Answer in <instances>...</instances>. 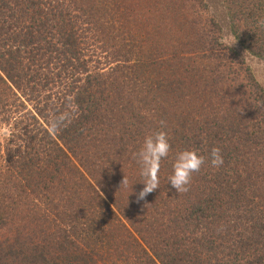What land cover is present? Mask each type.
<instances>
[{
  "label": "trees",
  "instance_id": "16d2710c",
  "mask_svg": "<svg viewBox=\"0 0 264 264\" xmlns=\"http://www.w3.org/2000/svg\"><path fill=\"white\" fill-rule=\"evenodd\" d=\"M196 3L0 0V264H264V86ZM221 4L264 62V0ZM160 121L170 151L137 202ZM185 149L205 163L176 193Z\"/></svg>",
  "mask_w": 264,
  "mask_h": 264
},
{
  "label": "clouds",
  "instance_id": "9594fccd",
  "mask_svg": "<svg viewBox=\"0 0 264 264\" xmlns=\"http://www.w3.org/2000/svg\"><path fill=\"white\" fill-rule=\"evenodd\" d=\"M258 24L264 26V18L258 20ZM236 39L230 44L232 46ZM53 121V126H55ZM161 130L153 131L144 137L143 143L134 154V159L139 165V175L141 183L144 185L142 190L136 194L137 202L159 188V171L162 159L166 158L170 151L168 135L163 131L165 121H160ZM209 160L212 167L219 168L223 165V157L219 147H212L209 153ZM205 163V157L199 155L195 150H181L176 153L172 164V174L168 181L176 193H186L194 173L201 170ZM128 187V179L124 176L120 187ZM131 191L129 192V194Z\"/></svg>",
  "mask_w": 264,
  "mask_h": 264
},
{
  "label": "rangeland",
  "instance_id": "374dc122",
  "mask_svg": "<svg viewBox=\"0 0 264 264\" xmlns=\"http://www.w3.org/2000/svg\"><path fill=\"white\" fill-rule=\"evenodd\" d=\"M205 4L206 6L202 10V8H200L199 5L196 3V11L198 12V13H194V15H196V20H195L196 23H198L200 27L204 26L205 29L208 28V29H211V31H213L212 26L208 25L209 20L213 17L221 25V30L214 29L215 30L214 33L216 35H219V39L221 42L230 46V44L235 39L233 38L229 30V22L226 16L225 6H222L221 0H205ZM152 5L153 7L149 8V14L153 12L152 19L154 21H161L164 17H166L167 14H166L165 9L161 10L159 7L161 6V4L159 6L158 5L156 6V7H159L158 11H156L155 4L152 3ZM162 33L163 34H161V37H159V35H155L153 39L161 41V39L163 38L164 40H166L167 35H165V31ZM230 47H232L236 52L239 53L241 58L244 59V62L246 63V65L250 67L256 80L262 86H264V62L260 60L259 58L249 54L246 50L243 49V47L239 45V43H237V41H235V43Z\"/></svg>",
  "mask_w": 264,
  "mask_h": 264
}]
</instances>
